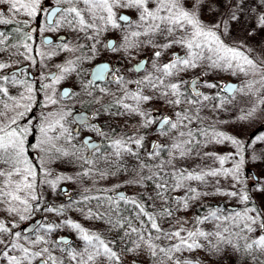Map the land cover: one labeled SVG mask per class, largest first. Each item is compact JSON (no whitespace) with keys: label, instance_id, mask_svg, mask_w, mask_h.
Listing matches in <instances>:
<instances>
[{"label":"snow or ice","instance_id":"1","mask_svg":"<svg viewBox=\"0 0 264 264\" xmlns=\"http://www.w3.org/2000/svg\"><path fill=\"white\" fill-rule=\"evenodd\" d=\"M55 3L64 6L53 9L49 15H59L60 19L54 24L49 19L45 30L67 27L77 34L83 33L90 42V55L57 66L58 74H51L48 77L51 82L41 85L48 90L45 106L59 105L64 98L75 97L87 101L84 111L91 109V114L75 116L71 122L79 121L80 128H70L67 126L68 118L73 116L70 107L49 112L39 128L41 139L29 145L31 130L19 123L25 111L30 110L28 106L16 104V109L25 111L14 116L0 111V213H6L0 219V264H33V261L36 264H193L187 258L181 260L177 254L205 248L202 241L207 242L210 246L207 250L212 254H226L231 248L246 260L264 264L260 259L264 256V205L248 206L253 202L252 191L264 193V169L251 176L243 171L248 161L264 158V151L257 154V146L264 145V133L245 141L217 130L214 118L203 115L205 110L215 114L232 103L222 93L248 95L245 89L250 92L252 85L238 87L234 83L205 81V89L216 90L205 92L200 90L199 81V75H207L204 69L237 77L258 74L264 81V61L251 58L248 53L252 49L243 41L227 44L221 39L233 23L240 21L245 10L253 23L248 36L264 32V0H55ZM42 4L43 0H0V25H20L15 32L31 41V33H23L22 29L28 26L29 19L44 11ZM205 5L219 17L215 22L205 23L201 19ZM19 16L28 19L18 20ZM8 39L6 32L0 31V46ZM44 42L52 43L48 39ZM12 47L18 49L20 45ZM22 47L26 53L33 51L27 42ZM79 47L82 46L57 45L60 51L67 52H75ZM146 49L151 50L150 59L138 60L129 67L136 55ZM7 51V47H0V52ZM106 51L120 54L125 65L116 67L111 59L98 63L86 74L89 78L79 81V91L64 88L57 97L56 85L73 73H85L83 61L93 60ZM149 64L150 71L146 68ZM7 67L8 64L0 63V70ZM196 69L201 72L195 79H184L186 73ZM0 81L7 83L9 77L0 76ZM11 83L18 81L13 79ZM186 85L190 86V92ZM26 91L29 94L26 99L31 103L32 86L28 85ZM0 94L8 96L9 89L0 84ZM21 99L25 97L22 95ZM158 103L163 112L156 107ZM258 103L264 105V93ZM4 107L8 109V105ZM255 111L254 106L240 119H247ZM153 112L159 115L154 116ZM106 114L113 119L125 118V129L117 133L105 123L104 127L109 129L105 132L98 119ZM52 116L55 119H49ZM88 133L107 141L103 153ZM78 137L79 147L72 143ZM61 141L72 145L73 150L58 147ZM209 144H230L232 151L223 155L203 152ZM29 146L42 153L41 160L34 162L30 158ZM85 149L87 155L83 154ZM194 156L211 158L218 162V167L180 166V161ZM61 157H71L69 162L78 163L80 170L75 175L57 174L52 164ZM226 163L231 166L225 167ZM120 173L127 175L123 183L136 189L131 195L116 192L120 185L107 189L115 192L114 196L88 194L92 189L85 183L86 179L103 180ZM222 178L228 180L227 188L221 184ZM65 182L79 186V199L73 200L67 189H60L68 197L67 204L44 206L43 211L63 216L72 206H78L85 219L103 221L107 225L106 233H113L110 238L67 217L59 223L38 224L37 228L43 231L35 236H25L22 230H16L20 227L17 221H25L41 210L40 201L45 199L39 191L41 185L55 192ZM193 182L198 187L210 186L211 192L198 190ZM181 191L182 196L175 195ZM209 195L236 198L245 207L231 214H222L216 208L202 217L196 216L191 221L193 227L186 228L189 220L176 213ZM93 200L97 202L95 211L91 206ZM101 207L103 211L99 210ZM213 222V231L197 227ZM229 222L235 231L227 226ZM61 227L74 230L80 243L73 245L66 237L54 235Z\"/></svg>","mask_w":264,"mask_h":264},{"label":"rangeland","instance_id":"2","mask_svg":"<svg viewBox=\"0 0 264 264\" xmlns=\"http://www.w3.org/2000/svg\"><path fill=\"white\" fill-rule=\"evenodd\" d=\"M259 2V0H258ZM6 7V6H5ZM219 17L216 15L215 12H212L209 10L208 6L205 5V7L202 10L201 13V19L205 23H213L216 19ZM19 20H26L28 18L24 16L17 17ZM35 18L29 19V22L34 21ZM60 19V17H59ZM3 27V25H1ZM253 27V23L250 19L249 13L247 10H245L240 18V21L238 23H233L231 26V30L221 36V39L224 40L227 44H239L241 41L244 42V44L247 46V48L252 49L251 52L248 53V55L251 58L256 59L257 61H264V32H258L254 36H248V31ZM46 26L43 25L39 29V34L43 35L45 33H51L54 35L64 33L68 36V39L65 43H68L70 47L77 48V46H86L85 56H89V49L88 44L90 43L87 41L84 37L83 33L77 34L76 32L72 31L71 29L67 27H61L57 31H47L45 30ZM105 35H108L107 33ZM62 44V43H61ZM0 47H7L8 51L0 52V55H10L11 53L14 55L15 59L21 57L20 52H17V49L15 47L9 46L7 43ZM80 48V47H79ZM55 54H52V53ZM38 53H44V55H39ZM35 58L26 59L25 61H29L32 63L33 66V72H36L40 79L43 81V84H48L51 81H48L47 74L51 71H57L58 74V65H63L67 60H73L76 57H85L80 53L79 49L75 52H67V51H60L57 46L52 48H45L42 44L39 45V50ZM141 56H146L148 59L151 57V50L146 49L144 52L139 53L136 55L135 60L132 61V64L138 60ZM119 60L120 66L123 67L125 65V61L120 59V54L112 53V52H105L100 55H98L93 60H84L82 67L85 70V73H82L81 75H77L76 73H73L71 76H69L66 80L61 81L59 85H56V92L57 97L59 98L60 90L63 86H70L75 89V91H79V81L82 79H87L88 76L86 75L89 73L92 66L101 60ZM35 61V62H33ZM13 64V62H10L9 64ZM132 64L128 65L129 67H132ZM147 69L150 71V64L147 66ZM205 72H207V75H199L201 72V69H196L194 71L188 72L184 75L185 80H191L195 79L197 75H199V81L201 84V91L205 92H215L216 90H208L203 87V82H221L224 83L226 81H234L238 82L239 87H242L244 84H251V90L249 92L248 89H245L246 92H248V95H243L240 93H235L233 96H228L225 93H222V96H226L228 98L232 99V103L228 104L224 110H219L215 112V114L208 112L207 110L204 111L203 115L208 116L210 118H214V120L217 122L216 127L219 131H225L230 135L237 136L238 138L245 140V141H251V139L255 135H259L264 133V105L259 104L258 101L260 99V96L262 93H264V81H261L260 76L258 74L249 76L240 75L239 77L233 76L230 73L227 72H219V71H210L207 69H204ZM30 84H19L16 83L15 86H13L12 90L10 87V91H14L15 93L23 94L25 99H22L25 101V103H28L29 106H32L35 102L36 95L34 91L31 93L32 100L31 103L26 99V97L29 95L26 91L27 86ZM32 86V85H31ZM103 85H101L102 87ZM115 88V85L112 86ZM130 87H135L134 85H131ZM33 88V86H32ZM45 91V101L47 99L48 90L44 89ZM14 93V95H15ZM20 98V97H18ZM48 106H51L50 104ZM256 107V111L247 119H240L242 115L245 113L251 111L253 107ZM157 108H161V111L163 112V108L161 104L156 105ZM158 113L153 112V115L156 116ZM167 114V113H164ZM55 119V116L50 118ZM69 119V118H68ZM124 119L122 117H117L115 119L111 118L110 116H106L101 118L100 120L106 121L107 123H111L110 125H119L120 128L123 130L125 129V123ZM129 123H133V121H129ZM69 127V124H67ZM260 129V130H259ZM257 132L253 135V133ZM154 138V137H153ZM41 139V136L39 140ZM163 139V138H161ZM38 140V142H39ZM73 144H76L77 147H79V144L76 142V140H73ZM61 144V145H60ZM58 147H63L69 152H71L72 145L65 143H59L57 145ZM36 150V149H34ZM257 154H259L260 151H264V145H258L257 146ZM37 151V150H36ZM203 152H212L219 155L226 154L230 151H232V146L230 144H209L207 147L202 149ZM38 152V151H37ZM39 153V158L37 161L41 160L42 153ZM85 154V153H83ZM71 160V157H61L60 159L55 160V162L52 164V168L55 170L57 174L63 173L66 175H75L80 170V165L75 162H69ZM247 160V157H246ZM205 165H212L214 167H218V162H213L211 158L209 159H201L199 157H192L187 160L180 161L181 167H187L189 169H194L199 167H203ZM225 167H230L231 165L226 163L224 165ZM101 168H103V164H101ZM247 169V170H246ZM254 170L256 173H258L261 169H264V158L261 160L251 162L248 161L244 165V174L251 176V172L249 170ZM127 179V175L124 173L117 174L115 176H109L106 179L103 180H97L92 181L89 179L85 180V183L88 187L92 189L88 194L92 196L96 195H110L112 196V191L107 190L111 189L113 186L120 185V187L129 195H131L136 189L127 186L124 184V180ZM251 181H249V187L251 188ZM62 184V183H61ZM65 185H67L70 188V193L73 195L74 199H79L78 196V189L79 186L72 182H65ZM221 184L224 188L228 187V180L227 179H221ZM193 187H198L195 182H193ZM100 189H106L107 191L101 192ZM198 190L200 191H209L211 192L210 186H204V187H198ZM40 192L44 194L45 199L42 200V204L44 201H53L56 203H62L63 198L59 193V187L55 192H52L47 185H41ZM177 196H182L183 192H177L175 193ZM251 195L253 196V202L249 204L248 206H261L264 205V193L252 191ZM232 205L235 209H229L227 206ZM91 206H93V210H97V202L93 200L91 202ZM208 206H212V210L219 208L222 211V214H231L234 211L242 210L245 205L239 202L236 198H230V197H224L219 195H209L206 197H202L201 201H196L192 204V206L187 210H182L176 215L178 216H184L189 220V224L185 225L186 228L191 229L193 227L191 221L195 219L196 216H204L208 212L212 211ZM121 207H123V202H121ZM100 211H103L104 209L101 207L99 208ZM6 213H0V219H3ZM31 217V216H30ZM26 219L25 221H17L20 224V227L16 230L20 231L21 227L26 224L29 220ZM47 217L53 218L55 220V223H59L62 219L67 217L68 219H71L75 222L81 223L84 227L92 229H98L100 232H104L107 229V225L100 220H87L84 216L81 215V212L79 210L78 206H72L70 210L65 211L63 216H58L56 213H47ZM214 223H205L204 225H197V227L203 228L205 231H213L214 229ZM166 228L168 227V224L164 225ZM227 226L232 229V231H235L233 228L232 222H229ZM59 232L64 235L71 236L73 239V245L79 244L80 241L77 238L76 233L74 230L66 227H61L59 229ZM40 233V232H39ZM38 233V234H39ZM107 234V233H106ZM113 234V233H112ZM111 234V235H112ZM55 235V234H54ZM234 242H236V238L233 237ZM215 242V241H213ZM202 243H205L206 247L201 249H196L193 252H187L185 251L182 255L177 254L180 256V259L183 260L184 258H187L193 262V264H255L254 261L246 260L242 256H239L232 252L231 248H228L226 250V254H212L210 251L207 250L209 245H207V242L202 241ZM240 243H243L242 241ZM63 247V246H60ZM222 247H224L222 245ZM261 261H264V256H262ZM33 264H36L35 261H33Z\"/></svg>","mask_w":264,"mask_h":264},{"label":"flooded vegetation","instance_id":"3","mask_svg":"<svg viewBox=\"0 0 264 264\" xmlns=\"http://www.w3.org/2000/svg\"><path fill=\"white\" fill-rule=\"evenodd\" d=\"M42 6L44 8V11L40 15H38L37 17H35L34 21H32V22H29L28 21V30H27V33L30 32L29 30H30L31 27H33L34 25L37 26L36 32L34 34L31 33V35L33 37V39L31 40V42L36 43V46H37L36 55L38 53L39 45L40 44H42L45 48H52V47H55L57 45H60L61 43L62 44L65 43L67 41V39H68V36L66 34H64V33L57 34V35H54V34H51V33H45L43 35H40L38 33L39 32V29L43 25L47 26V13L50 11V9L52 7H54V6H64V5H62V4L61 5L56 4L55 3V0H43ZM58 19H59V15L56 16V18L54 20V23ZM3 27H5V25H3ZM3 27L0 25V31H2V28ZM45 35H51L55 39V41L51 45H49V46H47V45H45L43 43V37ZM60 35H66V39H64V40H58L57 38ZM7 42L8 41H6V43ZM14 43H15V40L12 41L11 45H9L8 43L7 44L9 46H14L15 45ZM79 51H80V53H82L83 56H85L86 46L83 45L82 47H80L79 48ZM17 52H19L18 49H17ZM36 55L34 56V58L36 57ZM144 58H147L148 59V57H146V56H141L140 58H138V60H142ZM14 59H15V57H14V55L12 53L10 55H0V63H6V64L9 65V67L0 70V76L7 75L9 77V82L5 83L3 81H0V84H2L4 87H7L8 89L10 87L12 90H14L13 89V86L16 85V83L15 84L11 83V81L13 79H15L18 82H23V83H19V84H26V85L27 84H30V85H32L33 86V91H34V93L36 95L35 102H34V104L32 106H29L28 103H25V101H23L21 99V96L23 94H20L19 92L18 93H15L14 91L11 92L10 89H9V95L8 96H4L3 94H0V111L7 112V114L9 116H14V115H16V112L25 111L24 108H18V109H16L15 108V105L16 104L19 103V104L27 105L28 106V108L30 110L25 111V115H24V117L22 119L19 120V123L23 127L28 128V129L31 130V134L28 136L29 145L38 143V140H39V138L41 136V134L39 132V128H40L41 124L44 122V118L46 116H48V113L49 112L55 113L58 110V108H61V107H64V106L70 107L71 110H72V113H73V116L69 117V123H68L69 124V127L70 128H80V124H78L76 122L75 123H72L71 121L73 120V117H74V115L76 113L85 112L84 110H85V108L87 106V101L85 100V101L81 102V101L77 100L75 97H73L71 99L64 98L60 102L59 105H51V106H47L46 107L45 106L46 101L44 99V97H45V91L41 87V85H43V81L40 79V77L38 76V74L36 72H33L32 63L29 62V61L26 62L25 60L24 61L19 60L18 62H15ZM13 60H14V63L13 64L12 63L9 64L10 62H13ZM138 60H136V61H138ZM103 61H105V60H101V61H98L96 63L103 62ZM136 61L132 65H134L136 63ZM25 65H29V68H24L23 70H21L19 72L14 71V72L11 73V71H13V70H15L17 68H20L22 66H25ZM115 65H116V67H119L120 66V61L119 60H116L115 61ZM93 66H92V68H93ZM92 68L90 69V71L92 70ZM51 72H56L57 73V71H55V70L54 71H51ZM51 72H49V73H51ZM48 74H47V79H48ZM142 74H143V72H141V75ZM48 81H50V79H48ZM98 83L100 84V86L103 85L102 82H98ZM64 87L72 88L75 91V89L73 87L63 86L61 88V90H60V93L62 92V89ZM185 89L187 91H189V92L191 90L190 89V86H188V85L185 86ZM14 93H15V95H14ZM9 97H11V98H9ZM18 97H20V98H18ZM74 101H75V103H74ZM5 104L8 105V109H14V111H8V109H6L4 107ZM86 113H88L90 115L91 114V109H89V111L86 112ZM158 115H159V113L156 116H158ZM106 116H107V114L104 115L103 117H106ZM52 117H54V116H52ZM52 117H49V119L52 118ZM103 117H101V118H103ZM101 118L98 119V123H99V125L101 127H104L105 123H107V122L106 121H103V120H100ZM108 124H111V123H108ZM111 127L114 128L117 133H120L122 131L121 128L119 130V128H118L119 125L118 124L111 125ZM81 131H82V135H83V130H81ZM104 131L105 132H108L109 131L108 127H104ZM256 133L257 132H255L253 134H256ZM88 134L92 136V138H93L92 139V142L93 143L94 142H99L100 152L103 153L105 151V145L107 144V141L103 137L97 136L95 133H88ZM79 139L80 138L78 137L77 140H76V142ZM65 142L66 141H61L60 143H65ZM28 153H29L30 158L34 162H36L38 160L39 153L36 150H34V148H32V147L29 146ZM83 153H85V155L88 154L86 149L84 150ZM34 154H36V157H34ZM63 186H67V185H65L64 183H62L59 186V193H60V195L63 198V202L65 204H67L68 201L66 200V196L60 190V189H62ZM120 190L121 191H124L121 187H119V188L116 189V192L117 191H120ZM68 192L70 193V188L69 187H68ZM114 194H115V192H112L111 195L114 196ZM71 196L74 199L73 195H71ZM41 202H40V204H41V210L33 213L31 215V217H30V220L21 227L20 230L23 231V235H25V236H35L39 232H42L43 231V229L37 228V226H36V228H35L36 231L35 232L32 231V232L27 233V234L24 233V228L28 224H30L31 222L35 221L36 219H39V218L42 219L39 224H45L46 225L48 223V221H52V222L55 223V220L53 218L47 217V213L43 211V207L44 206H48V207L59 206L62 203H56V202L48 201V200L44 201L43 204ZM55 235H64V234H61L59 232V230H58V233H55ZM72 243H73V241H72ZM61 246H63V245H61Z\"/></svg>","mask_w":264,"mask_h":264},{"label":"water","instance_id":"4","mask_svg":"<svg viewBox=\"0 0 264 264\" xmlns=\"http://www.w3.org/2000/svg\"><path fill=\"white\" fill-rule=\"evenodd\" d=\"M57 7H62V6H54V7H52L51 9H50V11L47 13V22H48V20L49 19H51L52 20V22L54 23V20H55V18H56V16H52V17H50V12L53 10V9H55V8H57ZM36 30H37V26L36 25H34L33 27H31L30 28V33H32V34H34L35 32H36ZM46 39H48V40H51L52 41V43L55 41V39H54V37L53 36H51V35H45L44 37H43V43L45 44V45H47V46H49V45H51V44H46L44 41L46 40ZM58 40H64V39H66V35H60V36H58V38H57ZM145 59H147V58H144V59H142V60H145ZM99 63H101V62H99ZM96 64H98V63H96ZM95 64V65H96ZM94 65V66H95ZM93 66V67H94ZM146 67H147V65H146ZM24 68H29V65H25V66H22V67H20V68H17V69H15V70H13V71H11V73L12 72H14V71H17V72H19V71H21V70H23ZM142 72H143V70H142ZM53 73H56V72H51V73H49L48 74V77H50V75L51 74H53ZM225 83H234V84H236L238 87H239V84H238V82H234V81H226ZM64 88H69V87H64ZM63 88V89H64ZM63 89H62V91H63ZM225 94H227L228 96H233L235 93H231V94H229V93H225ZM81 114H86V115H89L88 113H86V112H79V113H76L75 115H74V117L75 116H78V115H81ZM73 117V118H74ZM76 123H78V124H80V122L79 121H76ZM254 135V134H253ZM94 143H96V144H99V142H94ZM34 157H36V154H34ZM251 172V174L253 175V174H256V172L254 171V170H251L250 171ZM62 189H67V191H68V187L67 186H63L62 187ZM117 192H124V191H117ZM116 194V193H115ZM114 194V195H115ZM66 200L68 201V197L66 196ZM229 209H235L234 208V206H232V205H228L227 206ZM41 218H39V219H36L35 221H33V222H31L30 224H28L25 228H24V233L25 234H27V233H30V232H32L33 231V229H35L36 228V226L41 222ZM62 236H64V237H66L68 240H70L71 242L73 241L72 240V238L70 237V236H68V235H62Z\"/></svg>","mask_w":264,"mask_h":264},{"label":"trees","instance_id":"5","mask_svg":"<svg viewBox=\"0 0 264 264\" xmlns=\"http://www.w3.org/2000/svg\"><path fill=\"white\" fill-rule=\"evenodd\" d=\"M19 20V19H18ZM20 25H18V24H15V23H13V24H10V25H5V27H3L2 28V31H5L6 32V34L8 35V37H9V39H8V44L9 45H11V43H12V41H14L15 40V45H20V47L18 48V51L20 52V53H24V55H21V57L20 58H17V59H14L15 60V62H18L19 60H22V61H24V60H26L27 58H25L26 56H29V57H31V58H34V56L36 55V52H37V46H36V43H34V42H31V41H26L25 40V37L22 35V34H17L16 32H15V29L17 28V27H19ZM27 30H28V26L27 27H23V29H22V31H23V33H27ZM25 42H27V43H29L30 45H31V47H32V49H33V51L31 52V53H26L25 52V49L22 47V45H23V43H25ZM14 60H13V63H14ZM247 170V169H246ZM90 194V193H89ZM211 210H212V206H208ZM99 229V228H98ZM98 229H92L93 231H97V232H100ZM100 233H106V230L104 231V232H100ZM112 233H107L106 235H107V237H111L112 235H111Z\"/></svg>","mask_w":264,"mask_h":264}]
</instances>
